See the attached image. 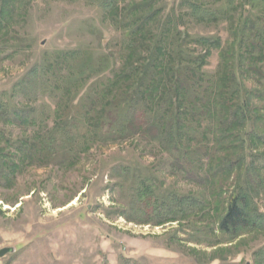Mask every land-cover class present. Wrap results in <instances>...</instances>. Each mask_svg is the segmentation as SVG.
I'll return each instance as SVG.
<instances>
[{
    "label": "rangeland",
    "instance_id": "374dc122",
    "mask_svg": "<svg viewBox=\"0 0 264 264\" xmlns=\"http://www.w3.org/2000/svg\"><path fill=\"white\" fill-rule=\"evenodd\" d=\"M114 1L115 6L105 8L103 0H10L2 13L0 97L11 112L33 117L32 123L0 119V148L11 160L8 154H16L13 144L55 128L56 110L65 108L71 110L67 136L74 144L68 156L60 153L22 162L0 179V250L14 248L0 256V264H264V230L234 237L219 228L224 204L251 178L244 173L246 168L229 176L219 170L208 180L200 178L203 172L193 176L176 167L175 158L151 135L128 128L120 134L118 121L94 119L89 124L77 106L85 105L90 94L128 65L130 38H137L134 58L147 56L152 43L168 44V39L160 38L166 26L172 38L175 27L190 34L193 40L185 45L190 58L206 53L194 40L220 37L221 47L212 49L204 65L209 75H216L222 49L235 39L240 21L251 13L264 15V5L235 0L231 7L228 0H200L214 11L211 18L204 12L193 14L190 0ZM146 3L150 6L140 7ZM138 19L145 22L140 30L134 24ZM68 72L80 77L72 86L59 80ZM244 78L247 88L263 89L252 78ZM123 84L111 98L119 95ZM252 102L264 108L262 97ZM155 107L147 106L150 111ZM97 114L100 119L102 112ZM259 114L264 115V109ZM215 121L211 118L205 124ZM87 126L100 132L94 135ZM201 135L192 140L195 146L212 144L214 133L204 141ZM260 153L264 146L257 153L247 139L246 163L255 159L264 179ZM144 181L158 195L196 196L204 205L177 221L146 222L135 203V191ZM253 192L264 212V190Z\"/></svg>",
    "mask_w": 264,
    "mask_h": 264
},
{
    "label": "trees",
    "instance_id": "16d2710c",
    "mask_svg": "<svg viewBox=\"0 0 264 264\" xmlns=\"http://www.w3.org/2000/svg\"><path fill=\"white\" fill-rule=\"evenodd\" d=\"M147 3L140 7L150 6ZM225 3L232 7L236 1L228 0ZM245 3L256 7L264 5V0H246ZM8 4L10 5V0H0V24L4 18L2 13ZM103 4L108 8L117 3L114 0H103ZM190 7L193 14L203 15L204 12L211 18L214 15V11L204 8L200 0H190ZM128 17L130 15L126 14L125 18ZM139 21L142 20L138 19L134 24L138 25L137 29L140 30V26L145 22L140 24ZM169 22L170 18L166 25ZM167 27L163 30L164 36L160 38L168 39V44L155 42L150 47L147 44L151 48L147 56L140 54L134 58L137 38H130L127 45L128 65L105 87L102 84L90 94L85 105L81 102L77 105L80 114H84L81 116L91 122L89 124H92L94 119L99 123L101 120L118 121L120 134L130 130L132 133L143 132L151 135L175 158L176 167L183 168L197 177L198 173L203 172L199 177H207L205 180L220 172L219 170L229 176L234 170L240 172L246 168L244 173L251 175V178L247 176L245 186L238 188L224 204L219 228L234 237L251 229L264 230V212L259 210L253 194V191L257 193L264 190L263 175L256 166L255 159L249 165L245 158L247 139L252 141L257 153L264 146L263 124L258 125V122L264 123V115L259 114L264 108L252 102L257 98L264 99V15L256 16L251 13L245 20L240 21L235 39L228 48L222 49V62L217 74L213 76L204 70V65L212 49L221 47L222 39L200 37L194 40L206 53L190 58L185 46L188 40H193L190 34L175 27L172 38ZM75 53L80 54L71 52L72 55ZM78 75L76 76V72H68L59 80L64 85L72 86L80 78ZM244 75L260 84L263 91L259 87L260 90L247 88ZM122 83L124 86L118 89L119 95L111 98V94ZM153 105L156 106L155 110L150 111L147 106ZM70 107H74V103L71 102ZM65 110L66 108L56 110L58 122L55 128L40 130L38 135L28 136L13 144L16 146V154H8L12 162L6 158L5 149L0 148V179L9 176L22 162L46 160L51 155L60 153L68 156L71 153L74 143L67 136L71 134L67 125L71 123L69 117L72 115L71 110ZM27 111L31 110L26 109L24 112ZM100 111L101 118L97 119V113ZM32 117L33 115L27 117L22 111L11 112L0 97V119L32 123ZM211 118L216 121L207 126L205 123ZM250 124L252 126L248 130ZM87 129L94 135L100 132L97 128H94L95 132L88 126ZM101 131L103 132L102 129ZM213 133L212 144L200 142V148L193 144L192 140L197 138L198 134H202L200 140L204 138L201 140L204 141L207 135L213 136ZM201 151H204L202 157L206 155L204 158L201 157ZM262 155L264 153H260V156ZM200 166L203 168H199ZM135 194V203L140 205L143 209H140L141 213L146 215L147 220L144 221H154L156 224L180 220L204 205L196 196L176 192L167 197L158 195L154 187L146 181L137 187Z\"/></svg>",
    "mask_w": 264,
    "mask_h": 264
},
{
    "label": "water",
    "instance_id": "95a60500",
    "mask_svg": "<svg viewBox=\"0 0 264 264\" xmlns=\"http://www.w3.org/2000/svg\"><path fill=\"white\" fill-rule=\"evenodd\" d=\"M14 251L13 247H7L0 250V256H4L7 253H11Z\"/></svg>",
    "mask_w": 264,
    "mask_h": 264
}]
</instances>
